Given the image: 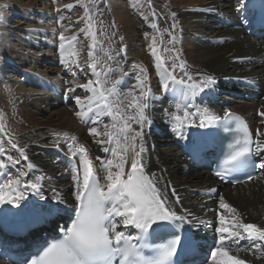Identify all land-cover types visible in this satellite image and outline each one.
Here are the masks:
<instances>
[{
    "label": "bare ground",
    "instance_id": "1",
    "mask_svg": "<svg viewBox=\"0 0 264 264\" xmlns=\"http://www.w3.org/2000/svg\"><path fill=\"white\" fill-rule=\"evenodd\" d=\"M111 1V11L116 13L121 21L117 28L127 32L126 53L116 54L117 41L113 35L104 36L103 41L97 39L98 44L94 52L104 67L115 70L109 79H122V93L135 90L138 94L136 77L141 73L138 67L133 65H140L144 69L143 76L147 77V87L152 97L149 101L150 107L146 110L151 123L144 125L143 137L137 139V150L141 144L144 149L138 159L143 165V170L149 174L162 197L166 199V207L184 218L182 221L198 240H205L207 236L219 240L216 229L221 226V214L229 222L232 216L236 215L243 223L264 227V177L260 180L259 176L238 186L224 187L208 169H196L190 164L178 145L177 142H185L200 132L201 126L199 118H196L195 123L177 130L169 115L170 112L176 111L174 105L180 99V91L184 86L169 82L167 91L163 87L161 70L157 69L149 48L156 37V25L153 23H157V18L149 19L150 11L144 13V4L140 6L144 20L148 21L151 29H155L154 33L144 35L143 45L148 46V49L140 48L136 44L143 36L142 32L136 30L139 20L130 16L129 7L121 5L123 0ZM134 1L135 4L141 2ZM168 1H171L178 17L179 26L175 34L178 42L175 46L185 64L184 71L195 82L206 76H212L215 80L214 84L204 88L202 92L198 91L194 97H188V103L192 105L189 111L206 109L208 114L215 118L223 116L228 110L240 112L249 119L255 138L264 142V135H257L258 131L264 133V115H261L264 113V38L249 34L250 26L247 22L251 18L246 20L259 0ZM95 2L106 5L109 1ZM0 3L11 8V14L24 18L32 14L30 19H34V23L26 29H15L12 32L4 30L6 36L14 35L22 39L20 45H15L12 43L14 39L9 37V40L3 41L0 48V53L10 54L12 60V64L0 65V105L3 104L4 98L1 87L2 83H5L14 97L12 105L4 107L6 125L20 131L17 146L23 148L27 157L22 164L8 162L5 154L0 157L6 165L0 169V184L9 178H18L20 184L17 187L23 192V199L17 203H0V226H11L30 219L34 214L49 215L56 211L65 215L76 207V184L72 178V169L74 166L80 167L79 154L75 157L71 155L68 150L70 144L84 145L101 183H105L100 161L95 158H111L110 153L101 150L109 145L97 144V139L106 138L94 137L87 132V127L95 126L98 130H103L105 124L111 126L113 121L111 117L101 116L99 123L93 124L90 119L78 118L76 112L80 110V106L76 104L75 97L80 96L85 104L87 103L85 97L91 93L78 86L87 80H82L77 74L67 78L64 73L69 70L66 72V69H60L61 67L47 66L48 63L60 65L61 21L64 19V9L69 10L65 5L70 3L65 4L61 0H57L59 6H54L56 0H30L27 4H23L21 0H0ZM150 3L153 8L158 7L156 0H150ZM53 8L56 11L52 10ZM75 9L76 6L72 11ZM103 9L104 12L108 11L106 7ZM89 13L93 14V11ZM64 35L71 37L65 32ZM64 43L67 48L69 43L73 42L69 39ZM134 46L138 49L136 52L130 49ZM106 53H110L114 59L108 60ZM157 54L162 57L159 51ZM14 66L21 68L17 70L22 71L21 77L13 79L12 76H6V69L10 70ZM164 68L173 72V68L166 63ZM97 70L100 71L99 66ZM121 72L125 75H121ZM173 74L177 79L187 80L181 70L178 72L175 69ZM89 79L96 77L91 74ZM70 86L74 89L73 92H69ZM179 114L183 115L182 112ZM213 121L214 119L206 122L205 126L211 125ZM132 127L139 130V125L135 123ZM73 136L76 138L75 142L71 140ZM29 164L32 167H29ZM125 170H130V162ZM24 171L31 176L23 177L21 173ZM31 181L39 185L38 190L28 187ZM244 185L249 186L242 188ZM221 197L225 203L236 209L235 214L220 208ZM61 218L64 216L61 215ZM41 229L44 232L49 230L47 227ZM117 230L130 233L136 228L128 226L125 229L123 225H118ZM239 242L242 243L241 246L232 243L229 247L232 255L244 260L245 264H264V241L252 242L244 239ZM255 243L263 245L257 250ZM211 261L208 264H213V259ZM0 264L10 263L0 259Z\"/></svg>",
    "mask_w": 264,
    "mask_h": 264
},
{
    "label": "snow or ice",
    "instance_id": "2",
    "mask_svg": "<svg viewBox=\"0 0 264 264\" xmlns=\"http://www.w3.org/2000/svg\"><path fill=\"white\" fill-rule=\"evenodd\" d=\"M77 3L86 9L81 17L85 27L81 28L80 32L85 37L92 38V43L88 45L92 50L88 53L87 69L91 70V74L96 79H88L86 83L78 85L86 92H90L91 95L85 97L86 104L80 96L75 97L76 104L80 106L76 116L81 120L90 119L93 124L99 123L101 116L112 118L113 123L111 126L105 124V130L102 133L95 126L90 128V134L94 137L106 138L97 139L96 143L109 145L101 150L104 153H110L111 158L106 160H101L99 156L95 158L100 161L104 172L105 183L102 184L84 145L77 146L73 143L68 146L73 157L79 154L80 167L74 166L72 169L74 173L72 178L76 184L75 219L71 226L64 231L63 238L50 243L42 253L37 254L36 258L30 261V264H173V257L176 254L177 245L180 243L178 238L174 237L167 243L155 247L144 243L138 247L137 244L132 243L133 239L138 242L145 240V234L149 229L156 231L163 228L164 225L159 224V221L184 219L166 207V199L162 197L153 180L144 174L143 165L138 159L144 149L141 144L137 150V139L143 137L144 125L151 123L146 111L150 107L149 101L152 98L147 87V77L143 76L144 69H139L141 75L136 77L138 94L135 90H130L126 94L120 91L122 79H109L110 74L115 70L111 67H104L101 59L94 52L98 44L96 32L93 30L97 21L94 15L87 10L83 0H77ZM3 7L4 5H0V9ZM65 7L71 9L74 6L68 4ZM174 16L173 13V18ZM0 19H3L2 11H0ZM172 27L175 28V25ZM69 39L71 42H75L78 37L76 34L70 38L66 37L63 32L59 34L60 63L71 71V65L80 68V64L79 52L76 50L75 43H69L68 47H65L64 42ZM173 41H175V37H173ZM155 44L154 37L149 48L151 55L155 58L157 69L161 70L165 91L169 89V82L184 86L180 91V99L174 105L176 111L169 113L174 127L180 130L185 125L195 123L196 118H199L200 126L203 127L206 122L215 119L208 114L206 109L189 111L192 105L188 103L189 96L194 97L198 91L202 92L204 88L214 84V78L206 76L199 82L193 81V78L184 71L185 64L182 61L179 64L173 62V72H168L164 68L162 57L157 54ZM106 56L108 60L114 59L110 53H106ZM175 60H179L178 54L175 55ZM98 66L100 71L97 70ZM177 67L187 77V80L177 79L173 74ZM84 70L81 68V71ZM75 74L73 71L74 76ZM121 75L125 74L121 72ZM73 91L74 89L70 86L69 92ZM180 112L183 115H180ZM133 123L139 125V130L132 127ZM0 130H2V126H0ZM238 130L242 132V138L238 139L233 146V151L225 161L227 166L239 164L253 150V140L243 121H240ZM64 135L67 139V133ZM257 135L262 136L264 133L258 131ZM71 140L75 142L76 138L73 136ZM9 143L13 149L19 151L24 159H27L23 148H18L17 144L11 140ZM255 149L257 153L264 151V142L257 140ZM4 154L5 149L0 144V157H3ZM7 161L18 163L13 160L11 155L7 156ZM129 162L130 170L126 171V165ZM261 166L264 167V165ZM5 167L4 159L0 158V169ZM29 167L32 165L29 164ZM217 175L223 179L225 173L218 172ZM19 184L18 178H9L0 184V203H17L23 199V192L19 191L17 187ZM28 187L38 190L39 185L32 183ZM219 206L230 213H236V209L225 203L222 197ZM219 220L221 226L216 229V232L219 233V247H216L211 253L213 264H245L244 260L230 253L227 245L238 244L240 240L244 239L252 242L264 241V227L243 223L241 218L236 215L232 216L231 222L227 221L223 214L220 215ZM118 225H123L125 229L128 226H134L140 230L141 235L134 238L126 234L125 231L117 230ZM153 225L156 228H153ZM254 246L257 250L261 247L259 243H255ZM146 247H151V251L147 255L144 253Z\"/></svg>",
    "mask_w": 264,
    "mask_h": 264
},
{
    "label": "rangeland",
    "instance_id": "3",
    "mask_svg": "<svg viewBox=\"0 0 264 264\" xmlns=\"http://www.w3.org/2000/svg\"><path fill=\"white\" fill-rule=\"evenodd\" d=\"M21 1L23 2V4H27L30 0H21ZM61 1L64 2L65 4L70 3L74 7L76 6L75 11H72L74 7L69 9L68 11H67V9L66 10L64 9L65 14H63L64 19L61 21V24L63 25V27L61 25V29H62V32L63 31L65 32V34H68L71 36L74 34L77 35L78 39H77V41H75L73 43H75L76 50L78 49L77 51L80 53L79 54V64H80L81 68H83L85 70L81 71V68H76L75 65H71L72 71H70L67 68H63L64 65L61 63H60V65H59V63H57V64H49L48 63L47 66L51 67V68L52 67H61L60 69H63V70L66 69L65 70L66 72L69 70L68 73H64V75H66L67 78H70V76L72 77L73 71H74L78 76L82 77V80H88L90 78V75H91V70L87 69L88 53H89V50H91L88 47V45H90L92 43V38L90 36L87 38L84 36L83 33L80 32V29L85 27V24L81 20V17H83V14H84L86 9H85V7L78 4L77 0H61ZM95 1L96 0H83V2H85L84 5L87 6V9L89 11H93L94 18L97 21V23L94 26V31L96 32L97 39L103 41L104 36L110 37L113 35V38L116 39V41H117L116 54L125 55V53H126L125 51L127 49V40H126L127 32L123 31V30H119L117 28V24L120 23L121 21H120L119 16L116 15V13L113 14V12L111 11V10H113L111 8L112 7V1L107 0L109 2H106V5H102L101 3L99 4ZM140 1H141L139 3L140 5L135 4L134 0H123V4L121 3V5L123 7H129L130 8V16L132 18L139 20L138 28L136 30H137V32H142L143 36H142L141 41L136 42V44L140 48H147L148 49V46L145 47L143 45L144 35L152 34V33H154V30H155V29H151L148 21L144 20V17H143L144 15L142 14V12H141L142 10L140 7L144 4V7L146 8V10H144V13L150 11L149 12L150 13L149 19H152V17H154L156 20V18H157V23H153L154 21L152 22L154 25H156L155 27H156V31H157V32L155 31L156 32V34H155L156 35L155 47H156L157 51H159V53L162 55L164 63L170 65L172 68L173 62H175L176 64H179L182 60H181L179 53L176 51L177 48L175 46L176 43L178 42L175 34H176V30L178 29L179 25H178V20H177L178 17H177V15H176V13H175L172 5H171V1L169 2L168 0H156L158 2V7H156V8L152 7V3H150V0H140ZM55 4L56 5H54V6H59L57 3V0H56ZM0 5H2V4L0 3ZM109 6H110V8H109ZM95 7H96V9H95ZM105 7L108 10L106 12H104V9H103ZM10 10H11V8H7L6 6H4L2 9H0V11H2V13H3V19H0V48L2 47L1 45H2L3 41L5 39L9 40L8 39L9 37H12V39L16 40V41H14V40L12 41V43L13 44L15 43V45H20V41L22 39L19 36L16 37V36L10 35V34H9L10 36H6V33L4 30L8 29L9 31L12 32L13 30L15 31V29H20V28L26 29L27 27H30V25L32 23H34V21H33L34 19L33 20L30 19V17H33L32 14L27 16L26 18H24L23 16L19 17L17 14H11ZM52 10L56 11V9H54V8ZM29 13H31V12H29ZM173 13L175 14L174 18H173ZM103 24L106 25L107 27L104 26ZM173 25H175V28L172 27ZM101 27H103V28H101ZM99 28H100V30H99ZM18 33L20 34V31ZM173 37H175V41H173ZM7 43H10V42L7 41ZM134 47L133 48L130 47V49L133 52H136L138 49L135 47L136 49L134 51ZM121 49H123V51H120ZM166 49H167V51H166ZM3 54L5 56H3ZM3 54L0 53V65L2 63L12 64L10 54L6 53L7 57H6L5 52ZM176 54L179 55V60L174 61V57ZM134 66H135V68L138 67V69H141L140 65H133V67ZM20 69H21L20 67L16 68L15 66L11 67L10 70L6 69V76L7 77L12 76L13 79H15L16 77H21L22 71H20V72L17 71ZM176 71L179 72L180 69L177 67ZM66 76H65V78H66ZM1 92H2V95L4 98H3V104L0 105V117H2V118H0V126H2V130H0V141L2 142V146L5 149V155H7V156L11 155L13 157L14 161H18L19 164H22L24 161V157H22L20 155V153L17 149H13L11 147V144L9 143V140H11L13 143H16L18 145L17 137L20 134V131L15 130V129L13 130L12 128H9L6 125V120H5L6 114H5L4 107L12 105V102L14 101V97L8 91L5 83H2ZM91 127L92 126L87 127L88 128L87 132H90ZM99 127H100V125H99ZM98 131L102 133L104 131V128H103V130L101 129ZM7 156H6V158H7ZM24 170L27 171L26 168H24ZM25 171L23 173V175H24L23 177L31 176L28 172H25ZM261 177L262 176H260V180H261ZM33 178H35V177H33ZM246 186H249V185H244V186H242V188H244ZM260 245H263V243ZM210 263H212V261Z\"/></svg>",
    "mask_w": 264,
    "mask_h": 264
}]
</instances>
